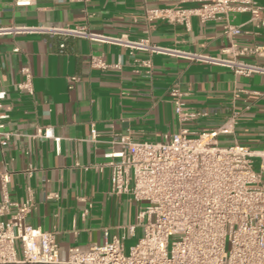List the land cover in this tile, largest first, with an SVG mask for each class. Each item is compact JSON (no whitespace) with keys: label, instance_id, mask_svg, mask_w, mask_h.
I'll use <instances>...</instances> for the list:
<instances>
[{"label":"crops","instance_id":"obj_1","mask_svg":"<svg viewBox=\"0 0 264 264\" xmlns=\"http://www.w3.org/2000/svg\"><path fill=\"white\" fill-rule=\"evenodd\" d=\"M176 5V0H0V30L85 28L104 39H149L176 51L150 54L73 36L0 34V90L7 94L3 112L10 116L6 130L15 135L0 145V172L10 175L12 201L33 200L27 224L56 233L60 262L68 260L70 250L87 252L112 236L124 237L125 250H130L143 235L137 219L141 205L130 196L109 197L106 156L122 150L116 144L121 137L163 143L183 130L197 137L236 117L234 134L220 136V144L264 150V75L245 78L189 57L233 58L226 52L231 42L221 23L192 18L187 30L181 24L146 21L147 10ZM248 20V15L236 18L237 25L253 32L237 41L264 44V29L253 31ZM91 57L120 65V70L93 68ZM239 59L264 66V59L254 55ZM23 69L31 75L30 91L20 88L28 81ZM173 90L183 94L194 119L179 120ZM236 91L245 93L236 98ZM47 127L61 138L60 152L53 140L34 138L38 128Z\"/></svg>","mask_w":264,"mask_h":264},{"label":"built area","instance_id":"obj_2","mask_svg":"<svg viewBox=\"0 0 264 264\" xmlns=\"http://www.w3.org/2000/svg\"><path fill=\"white\" fill-rule=\"evenodd\" d=\"M176 1L173 7L147 10L146 21L181 24L187 30L192 18L202 24L221 23L224 36L231 42L226 52L233 58L189 57L225 66L245 78L264 75V66L239 59L247 55L264 59V44H240L237 38L253 32L235 23L238 16L248 15L247 24L253 31L264 29V2ZM0 34L73 36L150 54H176L174 50L153 45L149 39L138 42L104 39L85 28L22 26L5 28ZM90 66L120 70V65H109L97 57H91ZM143 66L152 68L150 62H144ZM22 73L28 81L20 88L30 91V72L23 69ZM240 93L245 92L236 91L235 97ZM171 95L180 121L196 117L187 112L182 93L173 90ZM6 96V91L0 90L1 146L15 136L6 130L10 119L3 112ZM237 124V118L232 117L221 127L197 137L183 130L157 144L134 142L129 137L116 142L122 150L106 156L109 160L106 165L111 170L109 197L126 195L141 205L137 219L143 235L128 253L124 237L112 236L102 246L87 252L72 249L68 260L60 262L56 233L27 224L35 207L33 200L12 201L7 190L10 175L0 172V264H264V150L255 152L237 142L222 146L218 140L220 136L233 135ZM97 137L93 130L92 139ZM34 138L53 140L57 151H61V138L55 136L53 128H38ZM255 160L261 161L260 172L254 169Z\"/></svg>","mask_w":264,"mask_h":264},{"label":"rangeland","instance_id":"obj_3","mask_svg":"<svg viewBox=\"0 0 264 264\" xmlns=\"http://www.w3.org/2000/svg\"><path fill=\"white\" fill-rule=\"evenodd\" d=\"M260 166H261V161L260 160H255L254 169H255L256 172H260L261 171ZM128 251H129L128 248H126V253H128Z\"/></svg>","mask_w":264,"mask_h":264}]
</instances>
